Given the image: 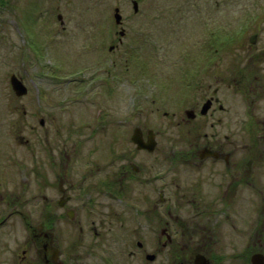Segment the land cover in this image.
<instances>
[{
  "label": "flooded vegetation",
  "instance_id": "obj_1",
  "mask_svg": "<svg viewBox=\"0 0 264 264\" xmlns=\"http://www.w3.org/2000/svg\"><path fill=\"white\" fill-rule=\"evenodd\" d=\"M239 5L237 31L229 21L208 23L190 39V51L175 52L182 66L162 90L158 72L146 78L145 54L158 50L139 46L143 36L124 43L126 24L96 19L83 25L79 39L71 35L66 49L75 54L62 62L81 73L71 80L84 97L66 100L77 114L57 127L53 116H40L44 135L36 136L35 114L21 120L28 88L13 92L12 108L23 115L14 116L13 136L0 147V264H264V0ZM138 7L131 4V15ZM142 11L148 24V9ZM210 11L201 8L190 20L206 21ZM53 22L64 32L66 20ZM106 52H120L123 60L102 66ZM130 67L136 68L130 76L143 79L139 85L134 79L140 91H158L151 111L176 128L171 138L183 140L166 155L164 124L133 122L127 103L118 104L119 75ZM101 86L109 99L88 96ZM133 138H151L153 146ZM26 169L30 184L22 195Z\"/></svg>",
  "mask_w": 264,
  "mask_h": 264
},
{
  "label": "rangeland",
  "instance_id": "obj_2",
  "mask_svg": "<svg viewBox=\"0 0 264 264\" xmlns=\"http://www.w3.org/2000/svg\"><path fill=\"white\" fill-rule=\"evenodd\" d=\"M136 1L139 6L138 15H131L132 0H0V138L4 130L7 132L0 140V147L5 145L6 136L9 135L10 138L13 136L12 123L14 122V116L19 118L23 115L21 110L19 113H15L12 108L14 95L9 84L11 73L20 77L29 90L28 95L22 98L24 107L27 110V117L21 118V120L22 123L26 122L27 119H31L29 115L35 114L33 118L37 128L34 131L36 136L44 135L43 128L38 124L40 116L44 119L48 118L46 115L53 116V126L57 127L62 125V121H67L65 119L66 115L77 114L76 111L68 108L69 105H67L66 100L68 98L84 97L83 94L86 91H80L79 89H82V87L75 89L73 85L78 80L75 82L71 80L72 76L77 77L81 73L70 72L62 64L64 62L67 65V61L75 54L73 52L71 56L68 55L66 47L69 43L67 42H71V35L77 36L79 39L78 35L82 34L80 30L85 28L83 25H92L93 20L100 19L102 20L101 24H107L113 20V8L115 6L119 7L122 14V24H126L130 30L124 38V43L135 36H143V40L137 42L139 46L142 45L146 51L148 48L149 52L158 50V54L147 52L145 54L146 62H149L146 78L150 80L148 77H152L151 73L158 72L159 82L162 81L160 89L162 90L164 79L174 75L175 70L180 71L182 66L181 58L175 52L181 50L182 47L189 50L192 46L187 45L190 39L195 41L198 32L201 33V29L210 26L207 25L208 23H211L212 26L213 23L216 26H226L227 21H229L230 24L232 22V27L236 28L239 4L248 0ZM206 5L211 8H204ZM201 8L212 9L207 17L208 19L206 21L198 20L199 24L192 22L190 19H195L197 10ZM142 9H148V24L141 22V19L144 18ZM220 9L223 11H219ZM58 12L66 20V27L62 33L60 31L56 32L60 27L57 22H53L57 20L56 15ZM199 12L204 13L205 11ZM203 18L205 19V17ZM85 20H87V23L84 22ZM142 24L145 25L144 31L141 30ZM235 31H237V28ZM236 34L239 35V33ZM230 44L229 42L228 45ZM228 45L225 44L223 50H227ZM162 46L163 48H161ZM105 51H107L106 48L102 50V52ZM124 52L128 56L126 48ZM100 57L103 58L101 60L102 66L106 67L110 66L112 59L118 62L123 60L120 52L112 54L106 52L102 53ZM57 60L61 61V65L57 63ZM118 66L123 67V64L118 63ZM130 71H136V68L130 67L125 74L119 75L122 79L119 78L117 82L118 93L116 99L122 98V102L118 104L127 103L126 107L131 110L133 122L145 117L147 123L153 122L156 118L164 124L165 130L161 134V141L162 146L165 147L163 154L166 155L169 153L168 148L181 145L183 140L171 138L172 135H169V132L175 131L176 128L174 126L168 128L167 124L164 123L168 121L167 118L162 115L157 116L155 112L151 111L152 108L157 106V102L150 104L149 99L158 91L150 87L149 90L140 91L134 80L138 75L130 76ZM167 74L169 76H166ZM212 77L213 84H215L214 75ZM138 78L139 85L143 79H141V76H138ZM169 86V83L165 84V87ZM222 86L226 87L223 84ZM98 89L99 87L90 89L88 96L92 95V98L98 99L110 98V95H107L105 86H101L100 91H97ZM88 96H85V98H88ZM34 98L36 102L34 105L29 106L28 99L34 100ZM110 103L112 102L110 101ZM112 105L115 104L112 103ZM126 107L123 108L126 109ZM81 109L82 114L87 115L90 112L89 107L81 105ZM33 110L36 113H33ZM140 110L143 111L142 114L138 113ZM155 126L158 128L157 124ZM161 127H163L162 124ZM23 130H26L24 135L29 136V129L23 128ZM14 145L12 144L11 147ZM18 148L21 152L26 151V148L22 145ZM22 176L24 181H21L20 190L21 194L24 195L27 192H24L23 187H29L30 184L27 169L22 171ZM23 178L20 175V180Z\"/></svg>",
  "mask_w": 264,
  "mask_h": 264
},
{
  "label": "water",
  "instance_id": "obj_3",
  "mask_svg": "<svg viewBox=\"0 0 264 264\" xmlns=\"http://www.w3.org/2000/svg\"><path fill=\"white\" fill-rule=\"evenodd\" d=\"M114 18L116 20V22H119L121 19L120 14L118 13V8L114 9ZM58 18H62L61 14H58ZM10 84L11 87L13 89V91L17 94V95H21L24 94L26 92V87L21 83V81L18 79V77H16V75L11 74L10 76ZM133 140L135 142L138 143V146H142V147H147L149 149H151V147L153 146V141L151 138H149L148 142H141L140 140H136L135 138H133Z\"/></svg>",
  "mask_w": 264,
  "mask_h": 264
}]
</instances>
